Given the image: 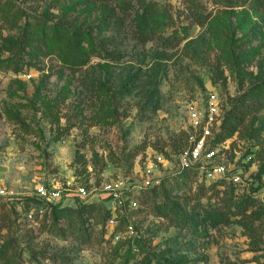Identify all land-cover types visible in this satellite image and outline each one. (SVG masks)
Here are the masks:
<instances>
[{
  "label": "rangeland",
  "instance_id": "obj_1",
  "mask_svg": "<svg viewBox=\"0 0 264 264\" xmlns=\"http://www.w3.org/2000/svg\"><path fill=\"white\" fill-rule=\"evenodd\" d=\"M16 1L21 18L0 25V187L7 192L0 202L9 216L7 226H0V248L7 251L0 264H55L41 252L71 253L65 251L70 248L74 264H140L145 257L149 264L264 262V108L235 136L216 144L230 173L241 176L240 183L224 182L232 199L216 187L208 188L212 182L200 176L181 178L175 158L190 132L191 107L215 92L228 110L264 80V9L201 0L213 14L211 27L187 19L183 0H159L172 10L181 42L157 38L143 45L132 38L135 2L122 12L114 1L88 6L82 0ZM108 12H115L118 21L97 33L96 41L105 36L115 40L121 59L104 50L75 70L63 59L64 44L53 48L38 38V19L73 29L98 23ZM27 22L34 28L33 38ZM216 29L220 41L212 36ZM171 33L168 29L164 35ZM18 38L23 49L1 48ZM102 83L107 91L99 98L96 86ZM46 105L59 120L44 111ZM162 147L169 157L163 153L166 161L150 173L154 180L161 179L159 188L141 189L147 165L154 163V154L144 161V151ZM118 180L124 181L120 199L140 202L136 209L128 201L122 204L118 220L139 222L134 238L141 239L142 246L133 243L125 228L116 243L89 246L50 231L45 218L52 201L38 195L39 186L59 192L55 204H76L80 185L91 191L90 200L100 196L109 204L112 198L104 186ZM169 197L189 198L181 209L188 222L178 225L155 213L154 205ZM218 198L231 216L229 224L211 222L209 213ZM245 200L253 202L254 212L235 215ZM251 215L256 217L253 236L242 222ZM115 245L119 247L114 253Z\"/></svg>",
  "mask_w": 264,
  "mask_h": 264
},
{
  "label": "trees",
  "instance_id": "obj_2",
  "mask_svg": "<svg viewBox=\"0 0 264 264\" xmlns=\"http://www.w3.org/2000/svg\"><path fill=\"white\" fill-rule=\"evenodd\" d=\"M114 1L116 6L121 9L122 12L128 11L132 6L137 5L138 10L135 12L134 17L136 25L132 31V38L136 42L143 45L157 39L161 38L168 44H179L181 38L178 37L177 29L175 28L176 20L174 19V14L169 6L159 0H82L83 4L86 6L94 3H107ZM217 2L223 3L226 6H248L250 9L258 11L264 9V0H216ZM133 2H135L133 4ZM185 4L186 17L192 23L198 25L209 24L212 27V12L207 9L205 4L201 0H183ZM21 7L17 4L16 0H0V25L2 22H15L21 18ZM115 12L105 13L101 18H99L98 23H86L85 25H75L73 29L68 28L65 24L61 22H46L43 20H37V24L41 25V32L38 34L39 40L43 44L57 48L60 44H64V61L73 69L79 70L88 65L90 57L92 54H102V52L108 53L107 55L121 59L122 54L117 49V44L115 40H111L107 36L102 37L100 42L96 41L97 33L104 32L109 27H114L117 23V18L115 17ZM128 15V13H125ZM212 18V19H211ZM218 25V23H216ZM27 28L30 30L29 37L33 38L35 31L29 22H27ZM171 29L172 33L170 35H164L165 31ZM212 36L219 40V30H213ZM114 46L113 50H110L109 46ZM25 44L23 39H12L8 42L3 43V49L7 51H13L15 47L18 49H23ZM97 97L102 98L107 91V86L105 83L98 84L97 86ZM264 108V80L259 81L250 90L245 91L228 110H224L223 118L219 131L215 134V139L213 140L214 146L223 140H227L235 136L240 129L244 126L247 119L259 112ZM44 111L52 117V119L59 120L58 114L50 111V106L46 105ZM189 134L185 142L178 147L182 149L188 144ZM177 149V147H175ZM146 151V150H145ZM144 151V152H145ZM159 152L165 153L169 157V153L160 148ZM181 178H191V176L198 175V171L195 168L178 171ZM225 180H219L217 182H212L208 188L216 187L223 196L228 195L227 199H232L229 187L224 186ZM164 184L161 185V187ZM159 186L151 188L152 190L158 189ZM145 193V191H143ZM142 195V193H141ZM198 196V195H197ZM142 197V196H141ZM3 198L0 196V199ZM32 199V198H29ZM144 199V198H143ZM189 198L183 197L179 198H165L161 202L154 205L155 213L161 218H169L175 221L176 224H183L188 222L189 217L181 216V209L185 208L184 202L189 201ZM192 199V198H190ZM33 200V199H32ZM185 200V201H184ZM221 198H218V203L215 207L210 210L209 217L213 225H217L221 222L229 224L232 222L231 216L223 210V206H220ZM38 202V201H37ZM50 204V211L46 214V225L50 231L58 232L61 236L75 240L78 244L89 246L92 243L99 242L100 244L112 243L114 236L117 232L123 231V228L129 223V219L126 217L119 218L120 221L118 225L112 229L109 224V219L112 217L113 212L106 204V201H102L101 197L94 200H79L74 205H60L55 203ZM5 203L0 202V226L5 227L9 220V216L5 214ZM253 202L245 200L243 204L238 205V211L234 212L235 215H240L243 217L247 216L248 211L254 212L252 209ZM3 209V213L1 210ZM49 214V215H48ZM49 216V217H48ZM49 218V222H48ZM256 217L251 215V218L242 221L240 218L238 221H242L244 227L247 228L249 235L253 236L257 233L256 227L254 226V220ZM139 222L135 223L138 230ZM179 225V224H178ZM185 225V224H184ZM182 225V226H184ZM245 230V231H246ZM130 241L126 240V243ZM121 243V242H120ZM118 243V244H120ZM135 245L142 246L141 239H135ZM117 244V245H118ZM132 244V243H131ZM117 245H115L114 253L118 250ZM67 252H73V248L65 250ZM131 252L132 248H128ZM71 253L63 252H45L42 251L41 254L49 257L55 264H74L72 262ZM132 254V253H130ZM7 251L4 248H0V258H6ZM129 256V253H128ZM257 259V258H256ZM150 259L145 257L143 262L140 264H149ZM159 264H163L160 262ZM258 264H264V262H258Z\"/></svg>",
  "mask_w": 264,
  "mask_h": 264
},
{
  "label": "built area",
  "instance_id": "obj_3",
  "mask_svg": "<svg viewBox=\"0 0 264 264\" xmlns=\"http://www.w3.org/2000/svg\"><path fill=\"white\" fill-rule=\"evenodd\" d=\"M223 114V105L219 96L215 92L209 93L203 103L195 104L194 107H191L189 110L190 132L188 144L180 149L175 155L179 171L195 168L198 171V175L208 182H217L219 180L227 179L234 183L241 182L240 174L230 173V169L226 162L220 158L219 150L213 144L215 134L219 131ZM153 154L154 163L147 165L146 171L148 174L142 179L143 182L140 186L141 189L153 188L161 183V179L154 180V178H151L150 173L154 171L157 164L166 161V156L159 151L147 149L143 154L144 161H146V158L149 159L151 155L153 156ZM123 184L124 181L118 180L106 184L103 190L112 198L111 203L108 204V207L113 212L108 224L112 229H114L119 223L117 209H121L122 204L125 205L128 201V206L131 209H136L140 206V202L136 198H127L124 201L120 199L122 196ZM136 186L137 184L133 185V187ZM6 193V190L0 187V196L4 197ZM76 193L82 200H90L91 191L87 186H78ZM38 195L53 202L60 194L59 192L49 193L45 186L41 185L38 188ZM29 216L32 217L33 215L29 214ZM124 228L125 232H127V234L129 233V238H134L138 235V230L135 224L131 221ZM123 232L124 231H119L116 233L113 240L115 243L122 237Z\"/></svg>",
  "mask_w": 264,
  "mask_h": 264
}]
</instances>
